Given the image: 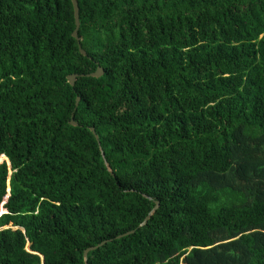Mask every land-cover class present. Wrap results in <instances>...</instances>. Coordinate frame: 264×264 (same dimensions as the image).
<instances>
[{
    "label": "trees",
    "instance_id": "obj_1",
    "mask_svg": "<svg viewBox=\"0 0 264 264\" xmlns=\"http://www.w3.org/2000/svg\"><path fill=\"white\" fill-rule=\"evenodd\" d=\"M78 3L0 0V264H264V0Z\"/></svg>",
    "mask_w": 264,
    "mask_h": 264
},
{
    "label": "water",
    "instance_id": "obj_2",
    "mask_svg": "<svg viewBox=\"0 0 264 264\" xmlns=\"http://www.w3.org/2000/svg\"><path fill=\"white\" fill-rule=\"evenodd\" d=\"M72 3H73V7H74V14H75V24H76V29L75 31L73 32V36L74 38H76L78 41L80 40L79 38V28H80V25H81V21H80V7H79V3H78V0H72ZM80 52L84 55V56H87V52L82 48V46L80 45ZM104 68L99 66L97 71L96 72H93L91 74H89L88 76L90 77H101L103 74H104ZM83 76V75H82ZM79 75L78 74H72V75H69L68 76V82L72 85V86H75V83L78 79ZM80 102V97L77 98V104ZM71 124L74 125V126H77L78 123L74 120L71 121ZM92 131L95 133V129L92 128ZM96 134V133H95ZM96 138L98 139V135H96ZM103 154V158H104V162H105V165L108 169V171L110 173H113V170L109 164V162L107 161V159L105 158V154ZM160 203L159 202H156V205L154 207V209L152 210V212L148 215V217L146 218L145 222L148 221L150 219V217L154 214V212L158 209ZM4 213V211H3ZM99 246L97 247H92V248H89L85 251L84 253V257H85V261H87V258H88V254L90 251L98 248Z\"/></svg>",
    "mask_w": 264,
    "mask_h": 264
}]
</instances>
